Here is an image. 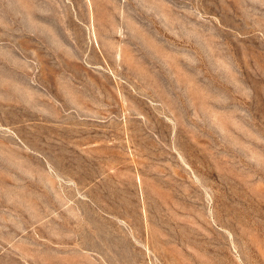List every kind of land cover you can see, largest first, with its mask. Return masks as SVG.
<instances>
[{"label":"rangeland","instance_id":"1","mask_svg":"<svg viewBox=\"0 0 264 264\" xmlns=\"http://www.w3.org/2000/svg\"><path fill=\"white\" fill-rule=\"evenodd\" d=\"M0 264H264V0H0Z\"/></svg>","mask_w":264,"mask_h":264}]
</instances>
